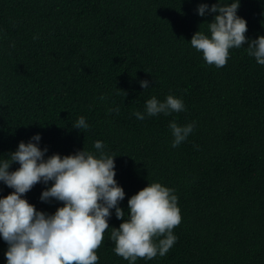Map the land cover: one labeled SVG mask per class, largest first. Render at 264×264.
Instances as JSON below:
<instances>
[{
    "label": "trees",
    "instance_id": "1",
    "mask_svg": "<svg viewBox=\"0 0 264 264\" xmlns=\"http://www.w3.org/2000/svg\"><path fill=\"white\" fill-rule=\"evenodd\" d=\"M216 2L0 0V160L37 133L46 157L95 153L99 140L116 156L126 216L128 199L150 182L174 189L176 243L164 257L136 264H264V66L230 49L218 68L191 46L214 16H199L197 6ZM238 15L249 40L264 35V0H240ZM168 95L181 98L185 111L133 115L152 96ZM80 116L88 129L71 127ZM173 119L196 122L176 148ZM44 188L36 184L25 198L52 214L62 203L42 202ZM11 191L0 183V196ZM112 212L97 264H128L109 239L123 222ZM6 250L0 239V264Z\"/></svg>",
    "mask_w": 264,
    "mask_h": 264
},
{
    "label": "clouds",
    "instance_id": "2",
    "mask_svg": "<svg viewBox=\"0 0 264 264\" xmlns=\"http://www.w3.org/2000/svg\"><path fill=\"white\" fill-rule=\"evenodd\" d=\"M239 7L240 0H217L211 5L197 6L201 17L214 14L213 20L206 22L207 31L199 27L190 40L208 65L225 66L229 50L233 49L243 50L255 63L264 66V35L251 40L246 37L247 21L238 15ZM139 83L143 89H149V81ZM99 99L106 97L101 95ZM109 111L119 113L120 109ZM183 111L185 104L181 98L168 95L161 101L152 96L146 100L144 111L133 115L142 121ZM195 126V121L185 125L170 121L171 147L185 142ZM71 127L81 131L90 125L80 116ZM40 141L41 135L34 134L0 160V183L12 189L7 196H0V239L7 244L6 264H97L96 250L109 229L112 210L123 222L119 228L111 227L109 239L115 244L114 253L128 264H136L138 258L164 257L169 252L178 239L173 229L181 222L174 189L150 182L128 199L126 216L119 206L125 192L115 179L116 156L105 151L102 141L94 142L95 153L83 148L74 154L54 153L47 157L48 149H42ZM13 163L19 167L10 171ZM38 183L45 186L40 195L42 202L62 203L52 214L37 210L25 198Z\"/></svg>",
    "mask_w": 264,
    "mask_h": 264
}]
</instances>
